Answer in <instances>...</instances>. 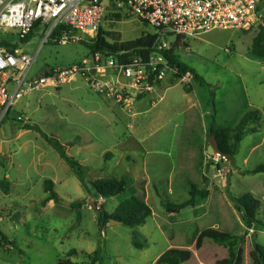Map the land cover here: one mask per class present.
<instances>
[{
  "label": "rangeland",
  "instance_id": "374dc122",
  "mask_svg": "<svg viewBox=\"0 0 264 264\" xmlns=\"http://www.w3.org/2000/svg\"><path fill=\"white\" fill-rule=\"evenodd\" d=\"M260 10L264 15V0ZM108 19L104 32L114 33L122 42L155 34L129 16ZM258 33L237 32L232 37L217 33L181 41L176 55L203 81L194 76L182 81L168 72L163 82L179 84L172 88L174 101L167 98L159 108V98L149 103L137 99L129 110L93 87L97 72L87 68L98 63L89 44L51 41L42 46L41 34L31 35L27 42L16 40L18 48L32 57L39 52L30 78L52 67L79 65L81 71L62 88L28 94L0 127V230L12 243L0 246V264L87 263L88 254L100 246L105 264H154L172 247L193 249L199 264H215L227 256L225 245L206 241L201 250L194 249L197 235L207 228L239 236L244 264H251L253 232L246 234L245 218L228 193L234 197L252 193L261 202L258 215L264 223V173L250 174L264 164V59L249 52ZM166 41L173 49L176 39ZM106 60L99 62L101 68ZM111 72L99 71L96 81L109 83ZM184 92L192 95L184 97ZM147 103L151 111L138 113ZM214 111L216 123L231 129L246 114H261V130L247 135L230 161L207 151V128ZM24 123L37 124L62 143L79 138L66 151L84 166L83 174L61 160L39 134L20 130ZM108 152L112 157L105 161ZM51 177L58 178L55 201L48 200L45 191L44 182ZM122 177L129 181L128 188L117 197H99L91 186L100 179ZM188 179L199 190L208 189L209 197L199 198L179 214L167 213L165 201L179 204L190 199ZM132 195L151 207L147 223L137 228L110 223L102 228L98 207L111 213ZM256 241L264 246V229ZM72 250L76 254L70 256Z\"/></svg>",
  "mask_w": 264,
  "mask_h": 264
},
{
  "label": "built area",
  "instance_id": "2783aa9c",
  "mask_svg": "<svg viewBox=\"0 0 264 264\" xmlns=\"http://www.w3.org/2000/svg\"><path fill=\"white\" fill-rule=\"evenodd\" d=\"M260 3L261 0H0V127L11 109L28 94L62 88L81 71L79 65L53 67L40 77L30 78L39 52L32 57L18 48L16 40L23 42L29 35L41 34L42 46L51 41L59 45L91 44L104 31L108 18L119 15L152 28L158 35L152 53L134 57L126 64L107 58L102 68L99 62L103 56L97 53L93 57L98 66L87 68L97 72L93 87L129 110L137 98L153 93L168 72L178 74L162 54L169 50L166 39L181 38L187 43L217 31L260 30L264 25ZM106 69L112 71L110 82L96 81L98 72ZM192 78L189 72L182 81Z\"/></svg>",
  "mask_w": 264,
  "mask_h": 264
},
{
  "label": "trees",
  "instance_id": "16d2710c",
  "mask_svg": "<svg viewBox=\"0 0 264 264\" xmlns=\"http://www.w3.org/2000/svg\"><path fill=\"white\" fill-rule=\"evenodd\" d=\"M118 18L121 15L117 16ZM111 34V35H110ZM31 35L27 36L23 42H27ZM158 35L155 33L146 37H141L132 41L122 42L121 39L116 38L115 34L111 32L99 33L96 39L91 41L88 45L91 55L97 53L101 54L104 58H113L118 63H128L132 58L137 56H146L154 51ZM182 39L179 38L173 45V49L164 50L162 54L167 58L172 68L178 71V76L183 78L187 73H192L196 79H201L199 75L188 65L181 62L175 53V49L180 47ZM188 47L186 44H184ZM249 52L258 58L264 59V27L260 26L258 35L253 39V43L249 48ZM201 81H203L201 79ZM140 98H143L140 97ZM215 112L212 114L210 125L207 128V136H214L218 142L220 152L225 155H231L232 158L236 155L241 142L249 135L258 133L262 128V120L260 111H252L246 114L240 123L233 129L223 128L216 123ZM22 129L32 131L39 134L49 145L53 147L61 160L67 163L70 167L76 168L80 174H83L84 166L77 161L74 157L68 155L67 147H73L77 144L79 138L68 144H63L57 136L48 135L44 133L40 126L37 124H23ZM112 157V153L104 155L105 161ZM218 168L220 165L215 164ZM264 173V164L256 167L250 174ZM2 184V182L0 183ZM45 191L49 194L48 200L55 201L58 199L57 193L53 190L54 183L51 180L44 182ZM96 194L99 197L111 198L124 194L128 188V180L126 177L120 179L107 178L100 179L91 183ZM6 190H8L6 188ZM190 199L179 203H171L165 201V210L169 214H179L189 207H194L199 198L207 199L209 197L208 189L199 190L197 186L191 183L190 185ZM228 197L233 202L236 210L242 213L245 218L248 230H253L252 240L253 245L249 253L251 264H264V246L259 244L257 233L260 229H264V223L259 219L258 212L261 207V202L252 194L245 193L239 197ZM99 224L102 228L106 227L110 220H118L123 225L129 228H137L144 226L148 219L152 216L153 212L151 207L140 197L132 195L126 198L116 207L113 213L109 214L98 208ZM2 242L8 246L9 243L6 235L0 230ZM240 237L228 232H224L214 228H207L202 230L196 237L194 249L199 251L203 248L206 241H212L218 245H225L227 249V256L219 259L215 264H244V249L240 246ZM101 244V241H100ZM22 253V251H21ZM70 256L76 254V251L69 252ZM89 261L87 263H74L71 260L59 261L58 264H105L104 256L102 254L101 246L94 252L88 254ZM155 264H199L196 261V255L193 249L172 247L165 251L155 262Z\"/></svg>",
  "mask_w": 264,
  "mask_h": 264
},
{
  "label": "crops",
  "instance_id": "0c3cea01",
  "mask_svg": "<svg viewBox=\"0 0 264 264\" xmlns=\"http://www.w3.org/2000/svg\"><path fill=\"white\" fill-rule=\"evenodd\" d=\"M259 10H260V6H259ZM261 11V10H260ZM261 13V12H260ZM217 33H224V34H230L231 35V37L232 36H234L237 32H221V31H217V32H212V33H209V34H207V35H205V36H209V38H211V36H213V34H217ZM214 36H216V35H214ZM208 38V37H207ZM261 59H263V58H261ZM263 64H264V62H263ZM53 68V67H52ZM177 85H179V84H170V81H168V82H161V83H159L158 85H157V87H156V89H155V91L153 92V93H151V94H149V95H147V96H143V98H137V99H142V100H140V101H144V100H148V103H149V100H154V99H156V98H159V102H158V104H159V108H160V104L162 105L163 103H166V101H167V98H170L171 97V99H172V101H174V97H175V94H174V92L172 91V88L173 87H175V86H177ZM164 86V87H163ZM194 92H195V90H193L192 91V93L194 94ZM171 93H173V96H172V94ZM192 93H186V92H184L182 95L184 96V97H187L188 95H192ZM176 96H179V94H177ZM136 99V100H137ZM136 100H135V102H136ZM148 103H147V105L145 106H142V107H140V108H138V113H140V114H147L149 111H151V110H148ZM159 108H158V110H159ZM24 124H26V123H24ZM147 125H145L144 127H146ZM222 127V126H221ZM20 130H23V129H21L20 128ZM26 131V130H25ZM23 133V132H22ZM77 138V137H76ZM75 140V138H72V139H70V140H67L65 143H63V144H66V143H70V142H73ZM75 146V145H74ZM74 146L73 147H71V148H74ZM76 146H79V145H76ZM70 148V147H69ZM47 180H51L54 184H57L56 182H57V180H58V178L57 177H51V178H48ZM188 181H189V187H190V185H191V181L188 179ZM128 183H129V181H128ZM192 184H194V183H192ZM195 185V184H194ZM116 209V208H115ZM114 212V211H113ZM113 212H111V213H113ZM111 213H109V214H111ZM110 224V223H109ZM163 254V253H162ZM161 254V255H162ZM160 255V256H161ZM160 256H158L154 261H153V263L155 264V262H156V260L160 257Z\"/></svg>",
  "mask_w": 264,
  "mask_h": 264
},
{
  "label": "water",
  "instance_id": "95a60500",
  "mask_svg": "<svg viewBox=\"0 0 264 264\" xmlns=\"http://www.w3.org/2000/svg\"><path fill=\"white\" fill-rule=\"evenodd\" d=\"M38 29H36L37 31ZM209 155L214 156L215 153L220 154L221 156L225 157L227 160H231L232 156L231 155H225L220 152L218 142L216 141L214 136L209 137V147L207 149ZM94 209H97L96 205L93 204ZM110 223H115L117 225H122L123 223L118 221V220H110Z\"/></svg>",
  "mask_w": 264,
  "mask_h": 264
}]
</instances>
